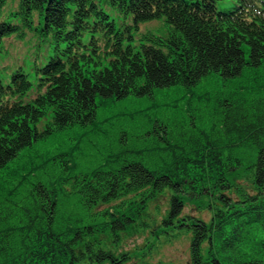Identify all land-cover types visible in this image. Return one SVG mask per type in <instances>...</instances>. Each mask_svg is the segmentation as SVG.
<instances>
[{
    "label": "trees",
    "instance_id": "1",
    "mask_svg": "<svg viewBox=\"0 0 264 264\" xmlns=\"http://www.w3.org/2000/svg\"><path fill=\"white\" fill-rule=\"evenodd\" d=\"M216 1L0 0V53L31 33L50 49L34 81L0 68V264H133L162 233L189 237L190 264H264V0ZM161 90L181 120L130 144L97 125Z\"/></svg>",
    "mask_w": 264,
    "mask_h": 264
},
{
    "label": "rangeland",
    "instance_id": "2",
    "mask_svg": "<svg viewBox=\"0 0 264 264\" xmlns=\"http://www.w3.org/2000/svg\"><path fill=\"white\" fill-rule=\"evenodd\" d=\"M235 1L217 0L216 5L219 9L230 8ZM107 10L115 15L112 8ZM163 22L152 21L142 24L140 31L152 30L155 32L163 31ZM5 49L0 53V68H7L9 75L13 69L23 66L28 72L31 80H35V70L33 68L35 60L45 61L50 54L44 44L39 43L32 33L24 39L14 36L5 41ZM198 94H196L197 96ZM181 93L174 90H161L155 93V96H130L125 100L111 101L100 109L97 125L102 128H110L113 135H119L126 139L127 144L146 133L151 128L152 120L166 122L174 120L176 117L182 119V110H176L175 104L179 103ZM170 118V119H168ZM109 119L112 124L104 122ZM84 131L82 128H73L70 132L63 135L60 139L68 145L71 141L77 140ZM123 147V146H121ZM168 206L167 198L160 195L150 204V213L152 217L160 220L161 215L165 213ZM200 209V210H197ZM204 208H199L196 203L191 202L186 207V212L200 214L206 218L209 213ZM167 234H160L157 238V248L143 257L133 256V264H190V239L186 235L175 238L172 241H166ZM146 241V235H137L136 233L125 234L120 240L119 250H128L131 254L138 247H142ZM134 255V254H133ZM148 262V263H147Z\"/></svg>",
    "mask_w": 264,
    "mask_h": 264
}]
</instances>
